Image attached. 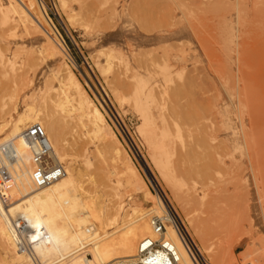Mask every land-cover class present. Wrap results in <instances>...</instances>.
<instances>
[{
	"label": "rangeland",
	"instance_id": "rangeland-1",
	"mask_svg": "<svg viewBox=\"0 0 264 264\" xmlns=\"http://www.w3.org/2000/svg\"><path fill=\"white\" fill-rule=\"evenodd\" d=\"M37 1L51 27L24 31L14 16L13 35L0 31V49L8 57L17 49L13 67L33 79L15 90L0 84L5 117L17 116L15 105L39 107L43 81L58 86L61 66H68L146 184L143 194L124 189L121 176L109 174L110 162L100 163L102 145L91 127L69 119L68 153L85 168L88 194L107 203L118 193L127 216L132 206L147 211L161 198L201 250L183 205L157 171L153 157L159 155L167 172L184 180L182 192L198 195L188 209L204 233L218 236L219 216L227 222L232 216L248 232L234 247L237 264H264V0ZM27 54L35 56L34 66L23 63Z\"/></svg>",
	"mask_w": 264,
	"mask_h": 264
},
{
	"label": "bare ground",
	"instance_id": "bare-ground-1",
	"mask_svg": "<svg viewBox=\"0 0 264 264\" xmlns=\"http://www.w3.org/2000/svg\"><path fill=\"white\" fill-rule=\"evenodd\" d=\"M41 8L37 0H7L6 2L0 0V31L2 33L11 31L10 34L12 30L14 32L17 27L14 16L20 21L22 28H25L24 31L29 27L30 30L31 27L36 28L38 24L44 28L51 27ZM114 11V8L109 10L108 18L112 17ZM12 50L10 55L15 57L18 50ZM4 52L0 49V84L7 83L5 85L8 86L9 83V86L13 85V87L32 86L33 79L28 70L14 68L12 57H8ZM24 61L34 66L35 56L27 54L23 63ZM61 71L63 74L58 86H53L49 80L43 81L38 94L39 107L27 103L28 107L19 110L15 105L12 110L17 116L14 117L11 114L7 118L3 113L4 107L0 106V166L6 170L5 182L0 191L3 199V202L0 201V264H135L139 242L154 235L151 226V218L154 215L165 216L168 220L167 236L179 249L181 255L179 264H192L170 221L169 210L166 207V204L171 206L170 203L157 197L156 201L147 206L149 207L147 211L132 206L131 209L128 208L132 213L127 216V210L124 209L126 212L124 214L121 204L123 198L118 193L115 192L112 198L104 203L100 195H89L82 186L85 181L82 178L85 168L68 153V150L72 149L65 133V126L69 119L70 121L77 119L80 121L79 125L91 127L93 134L97 135L99 144L102 145V149L99 148V144L97 147L98 153H103L104 156L103 159H99L100 163L105 165L110 162L112 168L109 174L121 176L124 189L132 190L135 194H143L146 190L145 182L138 176L133 164L125 157L119 139L108 129L104 114L98 105L91 100L75 73L68 66H61ZM32 95L31 93L30 96ZM3 97L1 96V101ZM3 103L1 105H4ZM34 124H40L47 135L53 150L52 163H60L65 171L59 179L41 187H36L33 183L32 153L23 139V131ZM143 130V127L140 128L141 132ZM173 135L180 137L178 128ZM84 159V162H87L89 158L84 157ZM234 159L235 157L229 162L230 165L226 164L231 166V162H235ZM153 160L160 177L183 205L186 219L200 241L201 250H198L193 242L199 255L206 261L203 255L205 254L214 264H237L234 247L248 235L242 223L232 220L230 215L231 221H224V218L228 216L220 215L219 219L222 223L218 228L221 233L216 237L207 236L204 233L203 223L198 221L188 209L189 198L198 195L187 190L182 192L185 186L184 180L175 178V176L178 177L177 174L174 176L167 172L163 158L155 154ZM221 164L229 168L228 165L225 166L224 160ZM130 192L127 194L130 195ZM130 197L132 196H129V199ZM122 212H124L123 215H121ZM177 216L180 219L178 214ZM19 219H22L21 232H25V243L16 236L15 224ZM181 223L183 225L182 221ZM184 229L186 230L185 227ZM241 257V259L238 258L239 262L245 258ZM248 262L253 264L251 261Z\"/></svg>",
	"mask_w": 264,
	"mask_h": 264
},
{
	"label": "built area",
	"instance_id": "built-area-1",
	"mask_svg": "<svg viewBox=\"0 0 264 264\" xmlns=\"http://www.w3.org/2000/svg\"><path fill=\"white\" fill-rule=\"evenodd\" d=\"M23 139L32 153L33 171L32 180L36 187L47 185L64 175V168L60 163H52L53 153L47 135L40 124H34L23 131ZM9 149V148H7ZM6 170L0 166V191L5 182ZM0 201L3 202L0 192ZM169 210L172 226L176 231L178 239L192 264H207L199 255L197 248L184 229L174 209L166 204ZM165 214V213H164ZM167 214V213H166ZM167 222L165 216L154 215L151 218V226L154 235L142 239L137 247L135 264H179L181 255L176 243L167 236ZM22 219L15 224L16 236L24 243V234L21 232ZM21 244V243H19ZM243 264H252L245 262Z\"/></svg>",
	"mask_w": 264,
	"mask_h": 264
}]
</instances>
